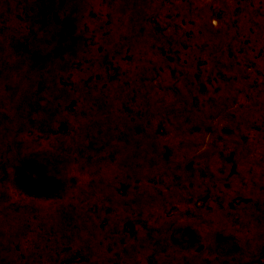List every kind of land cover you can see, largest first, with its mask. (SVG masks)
<instances>
[{"label":"rangeland","instance_id":"rangeland-1","mask_svg":"<svg viewBox=\"0 0 264 264\" xmlns=\"http://www.w3.org/2000/svg\"><path fill=\"white\" fill-rule=\"evenodd\" d=\"M0 264H264V0H0Z\"/></svg>","mask_w":264,"mask_h":264}]
</instances>
